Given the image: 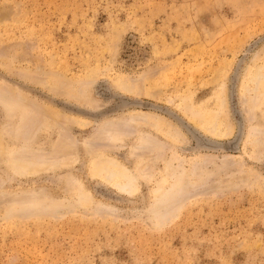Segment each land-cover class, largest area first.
I'll list each match as a JSON object with an SVG mask.
<instances>
[{
	"label": "rangeland",
	"instance_id": "1",
	"mask_svg": "<svg viewBox=\"0 0 264 264\" xmlns=\"http://www.w3.org/2000/svg\"><path fill=\"white\" fill-rule=\"evenodd\" d=\"M0 264H264V0H0Z\"/></svg>",
	"mask_w": 264,
	"mask_h": 264
},
{
	"label": "bare ground",
	"instance_id": "2",
	"mask_svg": "<svg viewBox=\"0 0 264 264\" xmlns=\"http://www.w3.org/2000/svg\"><path fill=\"white\" fill-rule=\"evenodd\" d=\"M256 76H257L256 78H258V76H259L258 73H256ZM253 78H254V77H253ZM254 79H255V78H254ZM259 79H260V78H259ZM106 169H107V168H106ZM113 176H114V175H113ZM125 181H126V180H125ZM127 187H130V184H129V183H127ZM122 189L125 190V189H124V186H123Z\"/></svg>",
	"mask_w": 264,
	"mask_h": 264
}]
</instances>
